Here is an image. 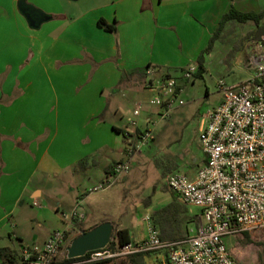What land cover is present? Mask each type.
<instances>
[{
  "label": "crops",
  "instance_id": "obj_1",
  "mask_svg": "<svg viewBox=\"0 0 264 264\" xmlns=\"http://www.w3.org/2000/svg\"><path fill=\"white\" fill-rule=\"evenodd\" d=\"M64 1L74 2L0 0V137L7 136L18 146L27 147L28 152L18 150L22 156L18 160L21 164L33 163L30 171L23 167L27 175L23 168L15 169L11 158L5 167L26 178L17 198L23 200V217L18 220L15 207L0 212V248L20 254L26 247L42 246L53 232L73 230L77 225L87 231L110 222L113 229L126 230L131 242L145 239L152 228V214L170 204L172 194L147 185L137 190L133 183L114 189L124 175L114 187L90 193L107 181L114 166L124 160L129 140L126 133L133 131L129 121L136 120L127 116L126 99L150 92L138 84L146 75L147 82L155 74L171 75L178 68L183 71L196 65L200 50L230 8L243 13L264 10V0H110L118 10L105 16L99 9L79 13L73 4L63 10ZM19 2L50 16V20L41 22L37 29L30 28L19 11ZM100 19L108 25L115 24L116 32L99 27ZM12 27L18 38L13 43L16 53L10 60L11 41L5 32ZM172 44L180 48L179 61L166 47ZM33 72L41 77L37 79ZM33 83H39V92L29 89ZM18 91L20 95L15 99ZM91 99L97 105L93 111L89 110ZM74 100L80 104L75 105ZM81 100L86 101L81 104ZM17 106H21L20 115L43 117L39 123L33 122L41 125L36 136L26 131L17 133L11 124H6L5 116H16L13 112ZM75 116L81 120L80 129L74 127ZM147 119L150 116L144 117L145 122ZM0 148L1 154L8 151L9 157L15 156L16 149L9 140L3 139ZM198 169L187 175L196 174ZM5 190L6 187L0 189V200ZM34 208L38 211L32 212ZM75 208L84 216L81 223L70 218ZM8 227L12 231L8 241L15 239L17 248L5 244ZM24 238L30 245H25ZM148 257L145 264L153 261ZM156 258L163 260L161 255Z\"/></svg>",
  "mask_w": 264,
  "mask_h": 264
},
{
  "label": "built area",
  "instance_id": "obj_2",
  "mask_svg": "<svg viewBox=\"0 0 264 264\" xmlns=\"http://www.w3.org/2000/svg\"><path fill=\"white\" fill-rule=\"evenodd\" d=\"M262 53L256 60L252 76L246 81L226 86L218 85L222 99L218 106L201 120L198 142L203 163L196 174L170 175L167 187L187 208L198 212L194 228L176 240H162L151 228L145 239L118 245L115 250L91 252L80 263L116 261L135 255L163 253L166 264H239L231 255L225 240L264 231V37ZM197 66L191 65L183 73L193 79ZM151 91H161L169 101L165 111L170 113L173 103L182 92L175 80L149 78ZM178 90V92H177ZM160 107L159 97L151 101ZM138 105L133 115L139 116ZM133 125H135L133 123ZM124 160L117 163L107 181L91 189L104 192L130 170L138 149L153 139L151 130L137 138L129 135ZM70 218L81 223L84 216L75 208ZM68 229L53 232L42 246L26 247L20 254L21 264H53L59 256ZM112 242V241H111Z\"/></svg>",
  "mask_w": 264,
  "mask_h": 264
},
{
  "label": "rangeland",
  "instance_id": "obj_3",
  "mask_svg": "<svg viewBox=\"0 0 264 264\" xmlns=\"http://www.w3.org/2000/svg\"><path fill=\"white\" fill-rule=\"evenodd\" d=\"M68 4H73L79 13L99 9L100 14L107 16L108 14L116 13L118 10V7L115 6L117 4H111L110 0H78L76 2L64 1L61 3L63 10L68 8ZM105 7H107V9H104ZM141 10H143V7ZM65 19L66 18L63 20ZM66 20L67 21L65 22L69 21L68 19ZM8 30L5 32V35L10 37L11 41V60L13 59L12 55L16 53L13 48V43L14 41L16 42V38H18V36L15 27H12L11 30L8 28ZM252 30L253 26L251 24H228L224 31V35L222 36L223 42H215L210 55L205 56L206 71L201 75V77H194L193 75V79H184L183 73L186 72L187 68L183 71H181L180 68L176 71H172L171 75L175 80L176 87L182 88V92L176 100H174L175 102L173 103L172 111L164 117L162 116L165 114V111L170 104L169 101L162 95L161 91H151L148 81L146 82L147 75L144 79L139 78L140 80L138 81V84H143L150 90V92H140L135 96H130V99H126V102L128 103L126 104L128 113L127 116L131 118L135 117L132 114L134 111L133 109H135L138 105L141 106L140 115L136 117L135 121H129L133 131L127 132L126 134L132 135L136 133L137 138H140L146 130H151L153 139L138 149V152L130 165L129 172H127L120 180L121 183H119L116 187L114 186L117 183L113 186L114 189H119L118 186H121L123 183V185L127 187L133 183L137 185V190H142L144 185H147V188L154 186L156 189L153 190H160L170 196L173 192L166 185V180L170 175L175 173L193 174V172L201 166L204 155L202 154L199 146L198 131L201 125V120L206 117L209 111L216 108L222 99V96L218 91V85L221 83L226 86H233L249 79L252 76L254 64L262 53L261 44L263 37L260 40L248 38V33ZM202 32L203 30H201V33ZM201 35L202 34H200V37H202ZM206 45L199 53L206 48ZM166 47L171 53V57H173V59L178 61L182 59L180 48L176 49L174 44L170 46L167 45ZM23 67L24 65L20 66L19 69L21 70ZM169 74H162V76L158 75L159 77L155 74L154 79L163 81L171 77ZM33 75L38 76L36 77L37 79L41 77V75H38L37 72H33ZM38 84L33 83L34 87L29 89L39 92L41 89L36 87ZM17 95H20L19 91L16 92V96L14 97L15 99L17 98ZM157 97H159L161 102L160 107L151 104V101ZM15 99H12L11 101H14ZM85 101L86 100H81V104ZM88 101H90V111L97 108L93 99ZM74 104L78 105L80 104V101L74 100ZM20 108L21 106H17L15 108V112L11 111L16 116H12V113L8 112L11 114H7V116H5L4 119L6 124H11L14 127L13 130L17 133L22 134L26 131L27 135L34 134L36 136V133L40 132L39 128L41 125H38L37 122H33L38 120L39 123L43 117L41 115H20ZM16 112L17 114H15ZM143 113H146L145 116ZM143 116H150L151 119H147L145 122ZM72 119H75L73 122L74 127L80 129V118L78 120V117L75 116ZM20 120L23 121L19 125L18 122ZM48 123H51V117L48 120ZM133 123L135 125H133ZM44 131L47 132V130ZM108 137H105L104 141H107ZM3 139L9 140L13 143L16 153H14V157H9L10 155L8 151L5 154H1L0 152V189L6 187V192L0 200V212H3L4 209L8 210L15 207L19 220L23 217L25 209H22L23 200L21 202V198H19L17 201V198L19 191L26 181V178H23L22 173H19L18 171L11 172L10 170H5L7 165L6 161L11 158L15 162L13 165L15 169H22L25 167L27 168V171L32 169L31 165L33 163H25L22 161L23 163L21 164L18 160L19 156H21V153H18V150L28 152L27 147L24 149V147L18 146L12 138L7 136L0 137V143ZM43 139L44 138L42 137L37 138L36 140L40 141ZM33 149L35 150L36 148L33 147ZM31 158L33 159V156H31ZM23 170L26 172V175L29 174V172H27L24 168ZM148 200L149 199H147V201ZM65 207L64 211L67 213L69 202H67ZM187 210L188 214L186 217L188 219L185 223V228L188 231L190 228H194L195 223L198 220V212L192 208H187ZM37 211V208L32 209V212ZM52 214L53 213L49 214L46 219H49ZM141 217L142 216L140 214L138 218ZM7 222L8 220L6 219L4 223ZM81 228V225H77L73 230H68L69 238L65 242L59 256L57 257V261L60 262L66 258L65 248L69 246L72 239L80 234L78 231ZM6 231L7 234L5 236V244L8 246L13 245L17 248L18 245L16 244L15 239L11 238V242L8 241V235L11 236L12 231L9 227L6 228ZM27 240V238H24L25 245H30L26 242ZM225 242L231 254L238 262H240V264H264V233L258 232L250 234V240L248 242L242 236L227 238ZM16 255L18 257V264H21L20 252H16ZM157 255H161L163 260L157 259ZM148 258L153 260L151 264H166V259L163 253L149 254ZM116 262L119 263V261Z\"/></svg>",
  "mask_w": 264,
  "mask_h": 264
},
{
  "label": "trees",
  "instance_id": "obj_4",
  "mask_svg": "<svg viewBox=\"0 0 264 264\" xmlns=\"http://www.w3.org/2000/svg\"><path fill=\"white\" fill-rule=\"evenodd\" d=\"M231 23L251 24L253 26V30L248 33V38L250 39L260 40L262 37H264V10L258 13H243L237 11L234 8H230V10L221 17L218 27L213 33L212 37L209 39L206 48L201 51V53L197 57V72L194 74V77H201V75L206 71L205 56L211 53L215 42H223L222 36L224 35L226 26ZM98 26L103 28L107 32H116V25H108L103 19H100L98 21ZM187 214V208L178 200L177 196L173 193L172 202L152 214V228L156 229L159 232V236L162 240H176L182 238L187 233V230L185 228V223L188 219L186 217ZM260 233H264V231ZM242 237H244L247 242L250 240V234L245 233L242 235ZM68 238L69 237L67 232L66 241L68 240ZM128 242H131L128 232L126 230H118L117 228H114L112 242L108 245L107 249L115 250L118 245H122ZM90 254L91 253H88L84 257L78 259L68 260L65 258L60 262L56 259L53 264H73L84 262L88 259ZM146 256L148 255H135L122 260H116L119 261V263H117L116 261H105L84 264H145ZM233 258L236 260L234 256ZM238 263L240 264V262ZM0 264H18V257L16 255V252L10 250L9 248H0Z\"/></svg>",
  "mask_w": 264,
  "mask_h": 264
},
{
  "label": "water",
  "instance_id": "obj_5",
  "mask_svg": "<svg viewBox=\"0 0 264 264\" xmlns=\"http://www.w3.org/2000/svg\"><path fill=\"white\" fill-rule=\"evenodd\" d=\"M19 11L32 29H37L41 22L50 20V17L43 16L37 10L29 9L23 2H19ZM112 236L113 225L110 222H104L90 230L81 231L65 248L66 259H78L88 253L104 250L111 243Z\"/></svg>",
  "mask_w": 264,
  "mask_h": 264
}]
</instances>
